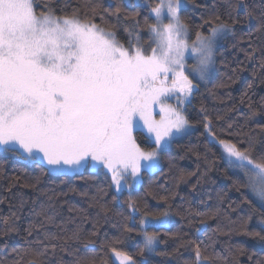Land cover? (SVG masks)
I'll use <instances>...</instances> for the list:
<instances>
[{"label":"snow or ice","instance_id":"1","mask_svg":"<svg viewBox=\"0 0 264 264\" xmlns=\"http://www.w3.org/2000/svg\"><path fill=\"white\" fill-rule=\"evenodd\" d=\"M121 3L122 0H117L112 15H128ZM145 5L155 19L152 24L148 23V17L144 19L148 40L142 43L137 32L135 42L129 39L125 46L115 31L94 22L97 15L103 20L101 13L108 12L100 4L86 3L81 18L80 9H73L71 15L58 16L48 5L44 6L45 11L37 13V0H0V151L20 156L50 174L103 171L110 175V186L117 193L124 188L131 192L143 174L160 169L162 157L192 127L186 113L199 91L198 81L208 77L217 41L234 34L233 27L238 21L231 12V23L221 21L219 16L209 18L200 26L210 25L208 34L197 31L195 40L189 42V25L181 18L185 0H159L155 5L143 0L136 6ZM229 7L252 16L245 0H236ZM137 15L132 13V19ZM261 29L264 24L256 31ZM255 51L249 53V59L254 58ZM188 58L194 59V65L187 64ZM260 67L264 69V59ZM200 111L206 110L202 106ZM256 114L253 111L251 116ZM204 129L208 142L219 146L227 167L242 177L241 186L250 189L264 206V151L256 155L251 140L248 147H243L231 139H219L207 115ZM137 132L154 145L151 150H145L137 142ZM129 177L132 183L128 182ZM128 207L131 213L126 219L134 221L140 210L131 198ZM216 214L211 212V216ZM38 215H44L47 223L54 220L43 211ZM168 223L167 211L145 212L141 216L143 247L138 256L154 252L160 242L159 233L147 229L166 227ZM198 223L203 226L206 220ZM5 224L9 232L18 231L7 218ZM43 226V223L30 224L27 234L31 236ZM241 228L244 234L264 242L261 232H247V222ZM124 230L133 231L127 225ZM71 238L80 239L78 233ZM65 239L45 232L32 242L37 247L23 250L21 259L28 256L24 264H46L45 254L49 248L57 247L53 241ZM109 247L118 264H137L128 252ZM208 247L202 249L200 244H194L192 264H213ZM243 252L242 247L236 249V254ZM257 264H264V260Z\"/></svg>","mask_w":264,"mask_h":264},{"label":"trees","instance_id":"2","mask_svg":"<svg viewBox=\"0 0 264 264\" xmlns=\"http://www.w3.org/2000/svg\"><path fill=\"white\" fill-rule=\"evenodd\" d=\"M186 1L181 18L189 25L190 40H195L197 31L208 34L210 25L200 26L209 18L219 16L221 21L231 23V12L238 21L233 27L234 34L226 35L216 48L214 69L199 84L187 110L193 129L175 140L162 157L160 169L143 174L131 192L126 188L117 193L110 186V175L103 171L50 174L20 156L0 151V264H24L29 257L21 259L23 250L37 247L32 242L45 232L66 238L63 242L53 241L57 247L49 248L45 254L46 264H87L91 260L96 264L101 261L117 264L109 246L128 252L137 264L143 260L147 264H192L194 244H200L202 249L209 246L213 264H257L264 260V242L244 234L241 228L247 222V232L264 235L261 223L264 206L250 189L241 186L242 177L227 167L219 146L208 142L204 129L207 115L219 139H231L243 147H248L251 140L256 155L264 151V69L260 67L264 59V29L256 31L264 24V0H245L251 17L229 7L236 0ZM150 2L155 5L159 0ZM86 3L108 9L107 13H101L103 20L97 15L94 22L115 31L125 46L129 39L135 42L137 32L142 43L148 40L144 19L148 17L149 24L155 23V19L149 15L147 5L136 6L143 0H122L121 7L128 15L119 16L112 15L117 0H37L36 11H45L44 6L48 5L59 16L80 9L83 18ZM132 13H139L135 20ZM253 49H256L254 58L249 59ZM202 106L205 112L200 111ZM253 111L257 113L255 116H251ZM136 138L145 150L154 147L144 134L137 132ZM130 198L140 210L134 221L126 219L131 213ZM42 211L54 217L52 223H47L44 215H38ZM165 211L172 213L173 222L166 227L148 228L159 233L160 242L154 252L138 256L143 247L141 216L145 212ZM211 212L217 214L211 216ZM5 218L18 231L9 232ZM201 219L206 220L203 226L198 223ZM41 223L43 228L34 230L31 236L27 234L30 224ZM125 225L133 231L125 232ZM199 227L203 231H197ZM73 233H78L80 239H72ZM239 247L244 249L242 254H236Z\"/></svg>","mask_w":264,"mask_h":264},{"label":"rangeland","instance_id":"3","mask_svg":"<svg viewBox=\"0 0 264 264\" xmlns=\"http://www.w3.org/2000/svg\"><path fill=\"white\" fill-rule=\"evenodd\" d=\"M186 4H187V1L185 0V5H186ZM164 22L167 23L168 20L165 19ZM205 35H207V34H205ZM188 39H189V35H188ZM221 40H222V39H220V40L217 41L216 46H215V50H216V48L218 47V45L220 44ZM191 41H193V40H190V39H189V42H191ZM215 50H214V63H215ZM194 63H195L194 59H192V58H188V59H187V64H188V65H194ZM214 63H213V65H212V67H211V69H210V71H209V74H208L207 79L209 78L210 74L212 73V71H213V69H214ZM207 79H206V80H207ZM206 80H204V81H198V83H199V84H200V83H204ZM169 103H174V101H169ZM155 118H156V119H159V116L156 115ZM192 129H193V126L191 127V129H190L188 132H190ZM161 165H162V160H161L160 167H161ZM140 181H141V178H140ZM128 182H129V183H132V179H131L130 177H129V181H128ZM139 183H140V182H139ZM137 185H139V184H137ZM137 185H136V186H137ZM124 189H126V188H124ZM260 203H261V202H260ZM168 213H169V223H168V225H170V224L173 222L174 217H173V215H172L171 212H168ZM168 225H167V226H168ZM157 245H158V244H157ZM116 263L118 264V262H116Z\"/></svg>","mask_w":264,"mask_h":264}]
</instances>
